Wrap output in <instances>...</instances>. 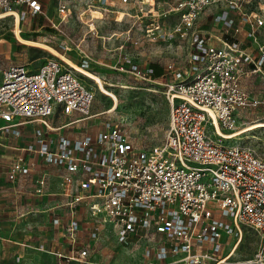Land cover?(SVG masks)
<instances>
[{
  "label": "built area",
  "instance_id": "built-area-1",
  "mask_svg": "<svg viewBox=\"0 0 264 264\" xmlns=\"http://www.w3.org/2000/svg\"><path fill=\"white\" fill-rule=\"evenodd\" d=\"M75 0H0V13L24 20L45 14L52 6L64 19ZM90 7L116 12L130 6L131 17L144 25L152 40L190 41L187 66L168 62L153 76L154 67L130 72L144 79H161L170 105L163 141L136 148L120 124L106 123L95 133L77 138L49 136V117L57 110L90 118L95 93L80 72L63 57L47 58L37 68L11 64L0 82V133L21 134L20 127L36 122L34 140L23 150L63 166L65 204L84 202L95 217L90 235L110 224L122 244L140 234L163 240L146 255L149 264H208L217 260L224 235L253 227L264 259V157L243 145L227 144L218 128L233 130L240 112L264 106V96H252L242 79L264 68V9L258 0H86ZM208 12L205 24L199 21ZM88 68L84 59L79 63ZM211 126L213 137L208 131ZM35 165L19 155L8 177L27 175ZM38 192L46 176L38 177ZM226 216V219L224 218ZM58 220L56 219V222ZM78 219L64 226L71 249L60 261H84L89 247H80Z\"/></svg>",
  "mask_w": 264,
  "mask_h": 264
},
{
  "label": "rangeland",
  "instance_id": "rangeland-1",
  "mask_svg": "<svg viewBox=\"0 0 264 264\" xmlns=\"http://www.w3.org/2000/svg\"><path fill=\"white\" fill-rule=\"evenodd\" d=\"M258 1V7L253 6V9H264V0ZM100 11L99 8L90 7L86 0H75L71 3V12L64 19L54 6L45 14L20 20L19 23L12 15L0 16V82L2 71L8 65L25 64L27 68L34 69L47 58L62 59L61 55L41 43L53 47L77 65L87 59L89 67L86 69L99 74L116 98L103 92L93 79L79 73L95 93L91 107L93 116L75 122L63 131H95L104 128L106 123H118L127 130L136 148L157 145L165 137L170 112L162 80L152 81L136 76L129 71L128 66L136 63L145 69L157 64L163 72L168 62L187 66L190 41L149 39L144 25L131 17L133 10L130 6L120 5L116 8L119 13L103 12L101 15ZM207 14L200 19V27H207ZM16 23L22 39L15 33ZM242 85L252 96L263 97L264 68L263 71L244 77ZM51 117L55 122L69 120L58 113ZM257 121H264L262 105L242 110L237 126L230 131L224 130V133L245 129ZM33 126L30 124L27 128L31 130ZM22 130L25 131V126H22ZM208 131L217 138L211 126ZM238 137L225 139L224 142L247 146L264 157V127L247 129ZM12 140L0 137V172L5 169L11 156L17 153L3 145L13 144ZM48 171L51 174V170ZM54 191H59V188ZM58 196L29 195L28 192L15 189L4 175H0V239L3 237L7 242L10 256L6 264L15 263L14 254L21 253L18 247L26 248L22 255L32 264L35 251L42 252L43 259L46 254L51 259V256L55 257L50 253L51 250L68 249L62 226L54 224L56 216L61 219L68 216L65 207L55 206L62 202ZM85 206L89 212L81 207L75 211V216L81 221L80 238L89 247V256L82 262L65 264H149L153 260L152 255L148 257L145 252L149 248L156 250L163 240L158 234L143 233L133 237L129 243L122 244L106 223L93 237L90 230L95 218L89 207ZM222 242L219 248L215 247L217 260L208 264H264V259L256 257L262 240L253 227L243 225L242 234L224 235ZM43 259L41 264H46ZM173 259L170 258L169 264H180L172 262ZM52 263L50 261L48 264Z\"/></svg>",
  "mask_w": 264,
  "mask_h": 264
},
{
  "label": "crops",
  "instance_id": "crops-1",
  "mask_svg": "<svg viewBox=\"0 0 264 264\" xmlns=\"http://www.w3.org/2000/svg\"><path fill=\"white\" fill-rule=\"evenodd\" d=\"M56 113H58L59 116L68 117L69 120L65 121V122L64 121H59V122L56 121L55 122V120H52L51 116L56 114ZM52 115L49 117V120H48L50 126L52 127V130L49 131V133H48L49 136H55V137L66 136L69 138H77V137H80L81 135L86 134V133H95L96 131H98L100 129V128L96 129L95 131H89V130L77 131L76 130L73 132H65V131H63V129H66L68 126L74 124L75 122L83 121V120H85V118L81 117L79 114H76V113L64 114L60 110L55 111ZM86 119H89V118H86ZM0 124H2L1 120H0ZM30 124H34V126L32 127L31 130H29L27 128ZM22 126H25V131L22 130ZM22 126L20 127L21 134L18 136H15L13 134H2V133H0V137H5V138L9 137V140L11 138L13 139L12 140L13 144L6 143L3 145L6 146V148L13 149V150L17 151V153L12 155L11 159L8 160V162L6 163L5 169L3 168V171L0 172V175L1 176L4 175L5 178L12 183V185L15 189H18L19 191L23 190L25 192H28L29 195L30 194H37L39 196H44V195L58 196V195H60L58 197L62 198V202L59 203V205L55 204V206L65 207L68 210V216L66 217V219H61L60 217L56 216L54 218V224L57 226H62L63 232L65 233L64 226L72 217L79 220V218L77 216H75V211L81 207L86 208L88 211V208L85 206L86 204L84 202H82L83 204L82 203L78 204L73 209L65 204L67 197L62 192V181H61L62 180L61 176H62L63 172L65 171L64 167L47 162L43 156H41L37 153L27 152V151L23 150L24 147H26L29 143L33 142L34 130H35V127L38 126V123L29 122V123L22 125ZM28 139H30V141L27 142ZM14 143H17L18 145L14 144ZM19 155H24L26 159L32 158L35 161V165L29 174L18 175L16 177V179L11 180L8 177V170L10 168L11 162L13 160H15L17 158V156H19ZM48 170H51L50 171L51 174L48 173L49 172ZM42 175L46 176V186H45L43 192H38L37 189L39 187V184L36 181V179L38 177H41ZM50 187H51V190H50ZM56 188H59V191H54ZM53 198H55V197H53ZM56 219L58 220L57 222H56ZM79 222L81 225L80 220H79ZM92 225L93 226L95 225V220H94ZM103 226H104V224H101L100 231L103 228ZM81 229H82V225H81V228L78 232V239H79L80 247H82V245L85 244L81 241V238H80ZM109 229L110 230L112 229L110 224H109ZM66 240H67L66 242L68 245V249L66 251L65 250H59V249L58 250H51L50 253L55 255V257L51 256V259L48 257L50 255H47V254L43 259V256H42L43 253L40 251H35V253L33 254V259H32L33 264H41L42 259H43L44 263H46V264H48L50 261H53L52 264H58V262L60 261V257L58 254L59 253H67L71 249V245H70L67 237H66ZM18 248H19V250H21L20 251L21 253H18L17 255L14 254V256H13V259L15 260L14 264H32V263H28L26 261L25 257L22 255L23 253H25L26 248H24V247H18ZM8 252H9L8 244H7V242H5L4 238L2 237L0 239V264H4V262L6 264L9 261L10 256H9ZM66 262H75V261L64 260V264Z\"/></svg>",
  "mask_w": 264,
  "mask_h": 264
},
{
  "label": "bare ground",
  "instance_id": "bare-ground-1",
  "mask_svg": "<svg viewBox=\"0 0 264 264\" xmlns=\"http://www.w3.org/2000/svg\"><path fill=\"white\" fill-rule=\"evenodd\" d=\"M4 15H8V14H6V13H4V14H0V16H4ZM18 20V23H19V19L18 18H16V21ZM17 24V23H16ZM15 33H16V35L19 37V38H21L22 39V36H21V34H20V29H19V27H18V24L16 25V27H15ZM24 41V40H23ZM34 42H36V41H34ZM41 44H44L45 46H47L48 48H50L53 52H55L56 54H59V55H61V57H63L67 62H69V64L73 67V68H75L78 72H80L81 74H83L84 76H86V77H88V78H91V79H93L97 84H98V86H99V88L103 91V92H105L106 94H109V95H111V96H113V97H115L116 98V96L109 90V89H107V87L105 86L106 84H105V82H104V80L101 78V76L99 75V74H97V73H95V72H92V71H90V70H88V69H86V68H84V67H81L80 65H77L76 63H74L73 61H71L69 58H67V57H65L64 55H62V54H60L57 50H55L53 47H51V46H49V45H47V44H45V43H41ZM257 127H264V121H257V122H255V123H253L251 126H249V127H247V128H245V129H241V130H237V131H235V132H232V133H228V134H225L224 133V130H222L221 128H218V134H220L221 136H223L224 135V137H226V138H239L238 137V135L240 134V133H242L243 131H245V130H247V129H252V128H257ZM222 261H224V259L222 260ZM221 261V262H222Z\"/></svg>",
  "mask_w": 264,
  "mask_h": 264
},
{
  "label": "trees",
  "instance_id": "trees-1",
  "mask_svg": "<svg viewBox=\"0 0 264 264\" xmlns=\"http://www.w3.org/2000/svg\"><path fill=\"white\" fill-rule=\"evenodd\" d=\"M153 67H154L153 76L158 77L163 73V71H161V68L157 64H153Z\"/></svg>",
  "mask_w": 264,
  "mask_h": 264
}]
</instances>
